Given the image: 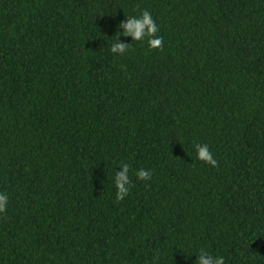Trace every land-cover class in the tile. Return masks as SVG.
<instances>
[{
    "label": "trees",
    "instance_id": "trees-1",
    "mask_svg": "<svg viewBox=\"0 0 264 264\" xmlns=\"http://www.w3.org/2000/svg\"><path fill=\"white\" fill-rule=\"evenodd\" d=\"M0 192V264H264V0H0Z\"/></svg>",
    "mask_w": 264,
    "mask_h": 264
},
{
    "label": "clouds",
    "instance_id": "clouds-1",
    "mask_svg": "<svg viewBox=\"0 0 264 264\" xmlns=\"http://www.w3.org/2000/svg\"><path fill=\"white\" fill-rule=\"evenodd\" d=\"M122 28L115 36V40L110 46V52L116 56H123L129 50L131 43L118 42L119 36L131 37L133 41L143 42L147 38L149 49H160L163 43V37L158 35L160 28L154 20L153 15L148 10H142L139 15H133L124 18L122 24L118 25ZM196 158L203 163L212 167L217 166V160L213 158V153L209 150L207 144H196ZM119 168L121 171L113 175V183L116 189L115 198L118 201L124 200L129 195L133 185L132 176L130 174V165L122 163ZM135 177L139 181H149L152 177L151 170L140 168L135 172ZM9 206V196L5 192H0V216L4 215ZM191 256V255H190ZM195 264H225V258L222 255H213L207 250H201L195 254Z\"/></svg>",
    "mask_w": 264,
    "mask_h": 264
}]
</instances>
